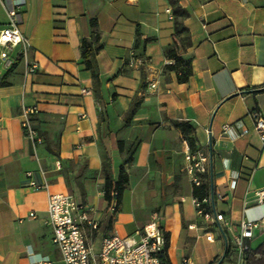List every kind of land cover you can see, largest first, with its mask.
Instances as JSON below:
<instances>
[{
  "label": "crops",
  "instance_id": "0c3cea01",
  "mask_svg": "<svg viewBox=\"0 0 264 264\" xmlns=\"http://www.w3.org/2000/svg\"><path fill=\"white\" fill-rule=\"evenodd\" d=\"M23 1L26 55L15 48L11 68L0 60V264H63L48 223L52 193L87 210L97 227L83 231L95 250L155 220L168 233L170 264H210L223 253L220 264L231 262L215 225L214 241L205 238L175 122L193 127V149L209 156L211 141L212 197L229 240L242 220L264 219V142L250 116L264 117V0ZM91 20L102 45L96 85L79 52ZM7 23L0 0V30ZM169 50L182 64L167 63ZM33 60L38 70L28 74ZM23 108L37 109L30 121L39 142L23 134ZM105 160L113 178L121 167L127 174L117 206L103 198Z\"/></svg>",
  "mask_w": 264,
  "mask_h": 264
},
{
  "label": "built area",
  "instance_id": "2783aa9c",
  "mask_svg": "<svg viewBox=\"0 0 264 264\" xmlns=\"http://www.w3.org/2000/svg\"><path fill=\"white\" fill-rule=\"evenodd\" d=\"M134 3L136 0H126ZM2 6L6 10L8 23L0 30V60L7 68L14 64L12 53L15 48H20V54L26 55L29 44L23 34L18 30L17 24L20 22V8L23 0H1ZM169 13V12H168ZM171 18V17H169ZM174 60H168L172 64ZM38 62L33 60L26 66L28 74H34L38 70ZM154 86L153 84L151 85ZM83 93H90L82 90ZM37 112L36 108H23L21 128L26 138L33 142H39V136L33 128L30 115ZM254 130L260 140L264 142V117L258 111L251 114ZM223 131H230V126L225 124ZM247 130L242 129L239 135L245 134ZM184 171L193 187L202 184V177L207 174V163L209 156L200 149H191L189 145L184 149ZM34 189L41 186L30 181ZM44 188L47 185L44 184ZM264 200V189L257 192V201ZM195 213L197 217L204 220L205 238L209 242L214 241L210 228L215 225L220 232V239L224 245L225 255L227 254L232 264H243L246 252L250 248L249 240L257 234L264 232V219L257 221L242 220L239 224V231L229 240L221 222L224 220L222 213L217 212L208 182V196L203 199L193 198ZM48 223L52 228L51 241L61 255L63 264H160L161 257L165 254L166 239L164 231L157 221L152 220L143 226L141 231L136 232V236L109 235L101 240L98 250H95L84 234V224L96 229V224L87 215V210L76 204L73 196L68 193H52L47 196ZM30 217H35L31 212ZM193 226L190 225L189 228ZM215 260L210 264H218ZM182 264H193L189 257L182 258ZM220 264V263H219Z\"/></svg>",
  "mask_w": 264,
  "mask_h": 264
},
{
  "label": "trees",
  "instance_id": "16d2710c",
  "mask_svg": "<svg viewBox=\"0 0 264 264\" xmlns=\"http://www.w3.org/2000/svg\"><path fill=\"white\" fill-rule=\"evenodd\" d=\"M91 34L89 38H85L81 41L79 46V52L84 67L91 72L92 82L94 85L98 83L97 73L94 70V58L95 53L102 47L99 42V31L97 22L95 20L90 21ZM168 56L174 60V65L178 66L182 64L180 58L173 50L168 51ZM19 58V57H18ZM17 58V59H18ZM174 68L173 66H170ZM187 72L189 70H186ZM185 71V72H186ZM181 79V78H179ZM177 127H180L184 138L186 139L189 147L193 149L194 139L192 137L193 127L187 122H175ZM123 144L119 143V148L122 150ZM131 161V156L126 159V162ZM127 182V174L121 167L119 169L116 178L112 177L110 161L105 160L103 165V198L107 202L108 206L111 202L115 201V206L118 205L124 185ZM192 195L198 199H203L208 196L207 184H201L200 186L193 187ZM166 239V248L168 244V233H164ZM260 240L253 245H250L249 250L246 252L243 264H264V233L260 236ZM166 251V250H165ZM227 255V254H226ZM160 264H170L167 252L161 257Z\"/></svg>",
  "mask_w": 264,
  "mask_h": 264
},
{
  "label": "water",
  "instance_id": "95a60500",
  "mask_svg": "<svg viewBox=\"0 0 264 264\" xmlns=\"http://www.w3.org/2000/svg\"><path fill=\"white\" fill-rule=\"evenodd\" d=\"M259 89L253 90V91H258ZM209 163H210V189L212 192V170H211V141H209ZM224 258V253L221 256L219 263H221L222 259ZM218 263V264H219Z\"/></svg>",
  "mask_w": 264,
  "mask_h": 264
},
{
  "label": "rangeland",
  "instance_id": "374dc122",
  "mask_svg": "<svg viewBox=\"0 0 264 264\" xmlns=\"http://www.w3.org/2000/svg\"><path fill=\"white\" fill-rule=\"evenodd\" d=\"M215 234H216L218 237H220V232H219V230H216V231H215ZM260 239H261L260 237L256 238V242H258ZM222 264H232V262H230V261H224Z\"/></svg>",
  "mask_w": 264,
  "mask_h": 264
}]
</instances>
